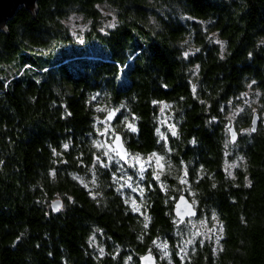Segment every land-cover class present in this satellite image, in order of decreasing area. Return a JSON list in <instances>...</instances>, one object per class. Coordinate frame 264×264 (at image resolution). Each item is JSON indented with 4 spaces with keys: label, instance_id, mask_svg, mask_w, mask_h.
Masks as SVG:
<instances>
[{
    "label": "trees",
    "instance_id": "obj_1",
    "mask_svg": "<svg viewBox=\"0 0 264 264\" xmlns=\"http://www.w3.org/2000/svg\"><path fill=\"white\" fill-rule=\"evenodd\" d=\"M74 15L90 22L93 51L45 59L76 41ZM250 89L257 110L244 106ZM107 124L130 154L163 158L142 196L114 177L130 165L106 148ZM232 124L244 130L235 143ZM188 188L190 219L222 224L218 249H185L190 219L173 209ZM146 252L160 264H264V0H38L0 31V264H140Z\"/></svg>",
    "mask_w": 264,
    "mask_h": 264
},
{
    "label": "rangeland",
    "instance_id": "obj_2",
    "mask_svg": "<svg viewBox=\"0 0 264 264\" xmlns=\"http://www.w3.org/2000/svg\"><path fill=\"white\" fill-rule=\"evenodd\" d=\"M103 13L105 16L110 17L107 20H104L103 23L107 24H113L115 20V15L112 13V10L110 8L103 9ZM69 24L72 28V31L74 33V36H76L75 42H60L56 43L48 52L44 53L43 57L47 60H61L64 58H71L73 56L78 55H85L87 51H93L91 47H88L85 45L84 40V31L90 27V22L86 20L84 17L80 15H74L70 17ZM80 32L79 34H77ZM90 54H93L90 52ZM15 68H9V74L13 75L15 73ZM245 104L252 106L255 110H257L259 103H258V92H255L254 90L250 89L244 96V106ZM170 115L164 116L162 118V123L164 127H166L170 132L172 129H175L174 124L171 121ZM107 130V131H105ZM244 130H238V132H242ZM116 131V127L114 125L107 124L105 128L102 130V133L104 135H108L109 140L113 138ZM157 157H161L156 154ZM136 157H139V160L136 159ZM162 158V157H161ZM115 159L111 157H107L108 164L112 163ZM129 165L130 170L126 173L125 176H117L114 175V177L117 180H120L123 183V185L130 186L131 191L134 193H138L139 196H142L143 192V181L147 175V173L152 172L155 175V178L157 179V174H159V178L161 179V175L163 174L164 169L166 168L163 158L159 161V164H157L156 159L152 157V154L149 155H143L141 153H135L130 154L129 158ZM143 166V170L142 167ZM238 166V161H233L229 164H227L228 172L232 174L233 170ZM84 184L89 186L87 182L83 180ZM185 183V181L183 180ZM186 188L189 187V183L186 182L185 184ZM189 189V195L191 196V200L194 202L196 206H198V201L194 197V194L190 188ZM132 198H135V194L132 196ZM187 243H185V249L187 247H190L194 245L195 243L199 242L203 244L204 242H211L214 244L215 249H218L220 245V241L223 236V228L222 224L216 217L209 218L206 215H203L199 218L190 219L187 221ZM161 258L164 260H167L170 262L169 254L166 250H163L165 248V245H161Z\"/></svg>",
    "mask_w": 264,
    "mask_h": 264
},
{
    "label": "water",
    "instance_id": "obj_3",
    "mask_svg": "<svg viewBox=\"0 0 264 264\" xmlns=\"http://www.w3.org/2000/svg\"><path fill=\"white\" fill-rule=\"evenodd\" d=\"M37 3L38 0H0V31H4L7 29L8 22L15 16L16 12L21 7H25L32 13L37 12ZM111 116V118H109ZM117 112L114 108L110 109L106 114V119L109 123H113L116 119ZM259 125V115L257 112L253 114L252 117V126L251 130L255 129V132ZM233 134H235V139H233ZM119 137L120 148L116 143V138ZM229 137L232 143H235L239 138V133L236 127L232 124L229 127ZM104 144L106 148L112 152L115 156H117L123 163L128 164L130 158V151L127 147L123 134L121 132L115 133L111 140L108 139L107 135L104 136ZM117 151L121 152V155H124V158L121 159V155H117ZM63 202L62 199H56L52 202L51 207L57 211L62 206ZM174 215L178 219V223L181 224L185 222L187 219L196 217L198 215L197 206L194 202L186 195L180 194L175 203L173 209ZM140 264H160L158 257L152 252H146L142 254L139 258Z\"/></svg>",
    "mask_w": 264,
    "mask_h": 264
},
{
    "label": "snow or ice",
    "instance_id": "obj_4",
    "mask_svg": "<svg viewBox=\"0 0 264 264\" xmlns=\"http://www.w3.org/2000/svg\"><path fill=\"white\" fill-rule=\"evenodd\" d=\"M109 118H111V116ZM128 127L130 130L136 131L135 127L132 124H129ZM252 130L254 131L255 129H252ZM105 131H107V130H105ZM172 132H173V135L176 134L174 128L172 129ZM233 139H235V134H233ZM116 143L120 148H122V145H120L119 137L116 138ZM65 147H67V145H65ZM105 155H107V153H105ZM117 155H121V152L117 151ZM124 155H126V153ZM124 155H121V159L124 158ZM152 157L156 159L157 164H159V161L162 159L161 157H157L155 153L152 154ZM136 159L139 160V157H136ZM141 167L143 170V166H141ZM158 178H159V174H157V179ZM57 210H58V208H57ZM134 210L139 211V208L137 206H135V204H134ZM145 219L147 220L148 218L145 217ZM145 226H147V225H145Z\"/></svg>",
    "mask_w": 264,
    "mask_h": 264
}]
</instances>
